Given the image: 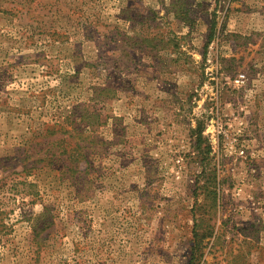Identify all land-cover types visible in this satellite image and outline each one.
<instances>
[{
    "label": "rangeland",
    "instance_id": "1",
    "mask_svg": "<svg viewBox=\"0 0 264 264\" xmlns=\"http://www.w3.org/2000/svg\"><path fill=\"white\" fill-rule=\"evenodd\" d=\"M0 264H264V0H0Z\"/></svg>",
    "mask_w": 264,
    "mask_h": 264
},
{
    "label": "trees",
    "instance_id": "2",
    "mask_svg": "<svg viewBox=\"0 0 264 264\" xmlns=\"http://www.w3.org/2000/svg\"><path fill=\"white\" fill-rule=\"evenodd\" d=\"M84 141V139H82L80 142H78L79 144L82 143ZM53 156L54 155H51L48 157V162H54L53 161ZM71 156V154L69 155V157ZM41 161H37V160H34V162L29 165L28 167L24 168V171L26 172V175L30 174V172L34 171L35 169H38V168H42L40 164Z\"/></svg>",
    "mask_w": 264,
    "mask_h": 264
}]
</instances>
